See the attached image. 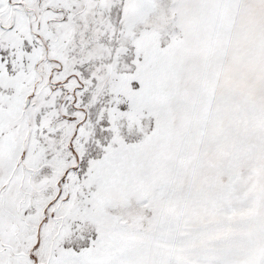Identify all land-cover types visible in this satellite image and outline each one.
Listing matches in <instances>:
<instances>
[{"label":"snow or ice","instance_id":"1","mask_svg":"<svg viewBox=\"0 0 264 264\" xmlns=\"http://www.w3.org/2000/svg\"><path fill=\"white\" fill-rule=\"evenodd\" d=\"M0 264H264V0H0Z\"/></svg>","mask_w":264,"mask_h":264}]
</instances>
